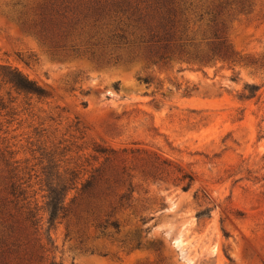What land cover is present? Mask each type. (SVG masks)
Wrapping results in <instances>:
<instances>
[{"label":"rangeland","instance_id":"obj_1","mask_svg":"<svg viewBox=\"0 0 264 264\" xmlns=\"http://www.w3.org/2000/svg\"><path fill=\"white\" fill-rule=\"evenodd\" d=\"M186 1L197 15L209 0ZM54 4L0 0V152L38 209L46 263L264 264V0L227 18L237 60L213 66L114 64L113 51L91 58L43 41L26 28L34 10ZM11 72L44 96L14 89ZM245 85L257 88L253 98L240 97ZM103 149L136 152L125 157L134 192L114 216L118 233L48 226L38 179L49 155L89 170ZM177 170L191 176L186 191ZM5 177L0 165V200L10 199Z\"/></svg>","mask_w":264,"mask_h":264},{"label":"trees","instance_id":"obj_2","mask_svg":"<svg viewBox=\"0 0 264 264\" xmlns=\"http://www.w3.org/2000/svg\"><path fill=\"white\" fill-rule=\"evenodd\" d=\"M205 2L204 7H199L202 13L196 15V7L186 0H54V6L33 11L26 29L43 41L72 43L70 51L89 54L91 58L94 51L99 57L113 51L114 64L122 57L144 66H166L173 61L197 66L234 63L237 59L227 40L226 20L231 14L247 13L250 0ZM6 77L16 90L37 98L44 96L41 88L20 74L11 72ZM256 91L255 86L245 85L240 97L251 99ZM95 153V161L101 162L89 170L88 164L60 165L49 155L40 172L43 179L35 177L45 192L43 211L48 226L63 222L67 230L70 224L82 227L90 223L98 236L118 233L114 216L131 206L129 200L134 192L125 157L136 152L103 149ZM10 159L9 153L0 152L7 180L4 191L10 198L0 200V264H57L52 260L46 263L43 257L49 241L45 239L43 245L35 234L40 222L36 218L38 209L26 201ZM150 173L142 175L150 178ZM176 173L175 186L186 191L191 176L178 170ZM140 221L143 224L145 219Z\"/></svg>","mask_w":264,"mask_h":264}]
</instances>
